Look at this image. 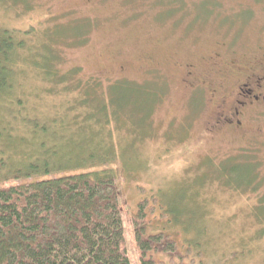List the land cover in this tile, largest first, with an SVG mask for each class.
Instances as JSON below:
<instances>
[{"label": "rangeland", "instance_id": "rangeland-1", "mask_svg": "<svg viewBox=\"0 0 264 264\" xmlns=\"http://www.w3.org/2000/svg\"><path fill=\"white\" fill-rule=\"evenodd\" d=\"M0 30L24 43L0 97V131L16 140L0 141V179L21 168L20 142L40 156L28 141L43 140L59 160L64 147L77 157L80 147L103 146L108 168L122 176L132 264V221L143 198L167 211L155 204L146 234H168L187 255L173 262L157 254L156 264H264V139L207 133L209 91L181 81V66L200 68L197 59L218 41L240 53L264 43V0H0ZM151 60L160 71L140 73ZM32 123L47 135L34 134ZM72 163L66 172L80 171ZM232 164L250 165L258 188L227 182Z\"/></svg>", "mask_w": 264, "mask_h": 264}, {"label": "trees", "instance_id": "trees-1", "mask_svg": "<svg viewBox=\"0 0 264 264\" xmlns=\"http://www.w3.org/2000/svg\"><path fill=\"white\" fill-rule=\"evenodd\" d=\"M15 36L0 30L1 98L7 96L11 59L24 45L23 39ZM51 120L62 122L60 127L65 124V130L72 127L64 119ZM51 120L53 128H57L54 134L59 133L61 129ZM28 128L38 136L47 135L41 134L43 130L35 123ZM70 131L73 133V128ZM3 136L4 131H0V141H10L15 147L16 140L9 138L10 132L9 136L5 134L6 138ZM71 140L69 137V142ZM28 142H35L31 147L38 149L40 156L31 154V149H24V143L20 142L17 149L21 168L14 171L9 167L8 174L0 179V185L5 184L0 186V264H132L123 218L122 176L108 168L110 162L103 159L105 148L94 146L85 148L84 152L80 147L78 151L89 159L82 162L78 159L81 154L76 157L74 151L65 147L59 160L57 150L52 147L53 151L45 150L43 140L36 138ZM73 160L78 161L76 168L80 171L66 172L75 168ZM84 164L85 167H81ZM231 167L227 170V182L228 179L234 182L236 188H258L252 185L255 178L250 165L232 164ZM140 193L143 190L140 189ZM152 199V207L146 198L138 202L132 221L138 264H156L154 256L157 254L182 262L187 255L171 236L164 232L146 234L148 213L154 212L156 205L167 213L155 198ZM168 212L174 213V210L170 208ZM187 245L192 251V244Z\"/></svg>", "mask_w": 264, "mask_h": 264}, {"label": "flooded vegetation", "instance_id": "flooded-vegetation-1", "mask_svg": "<svg viewBox=\"0 0 264 264\" xmlns=\"http://www.w3.org/2000/svg\"><path fill=\"white\" fill-rule=\"evenodd\" d=\"M223 36L227 37V29ZM214 48L197 59L200 68L189 61L181 66V81L188 88L194 93L209 91L208 102L215 110L205 131L241 137L253 131L264 139V43L249 53L232 49L227 41L216 42ZM147 63L140 73L160 71L152 60Z\"/></svg>", "mask_w": 264, "mask_h": 264}, {"label": "bare ground", "instance_id": "bare-ground-1", "mask_svg": "<svg viewBox=\"0 0 264 264\" xmlns=\"http://www.w3.org/2000/svg\"><path fill=\"white\" fill-rule=\"evenodd\" d=\"M123 1H124V0H123ZM194 2H195V1H194ZM195 3H196V2H195ZM147 4H148V3H147ZM164 4H165V3H164ZM194 5H195V4H194ZM145 22H146V21H145ZM150 24H151V23H150ZM152 26H153V25H152ZM10 38H11V37H10ZM12 42H13V41H12ZM15 43H16V42H15ZM18 45H19V44H18ZM22 45H23V44H22ZM23 48H24V47H23ZM27 48H28V47H27ZM27 48H26V49H27ZM21 49H22V48H21ZM38 55H39V54H38ZM47 56H48V55H47ZM14 60H15V59H14ZM17 60H18V59H17ZM48 62H49V61H48ZM15 64H16V63H15ZM17 65H18V64H17ZM19 102H20V101H19ZM12 103H13V102H12ZM17 103H18V102H17ZM3 104H4V103H3ZM1 105H2V104H1ZM21 105H22V104H21ZM8 106H9V105H8ZM13 106H14V105H13ZM13 106H12V107H13ZM4 107H5V106H4ZM12 107H11V108H12ZM6 109H8V108H6ZM9 109H10V108H9ZM9 109H8V110H9ZM14 109H15V108H14ZM230 178H231V177H230ZM258 217H259V216H258ZM165 250H166V249H165ZM190 251H191V250H190ZM191 254H192V253H191Z\"/></svg>", "mask_w": 264, "mask_h": 264}]
</instances>
